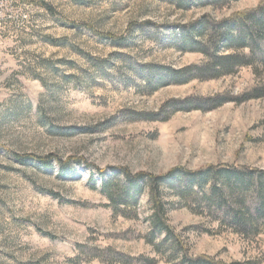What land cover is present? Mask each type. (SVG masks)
Masks as SVG:
<instances>
[{
    "label": "rangeland",
    "instance_id": "1",
    "mask_svg": "<svg viewBox=\"0 0 264 264\" xmlns=\"http://www.w3.org/2000/svg\"><path fill=\"white\" fill-rule=\"evenodd\" d=\"M263 1L0 0V264H107L100 258L108 252L155 257L149 197L138 217L116 214L96 168L106 175L121 167L155 175L211 164L264 169V97L210 111L179 104L242 95L264 85V72L246 67L182 83L170 76L203 60L181 51L184 25ZM28 154L82 163L62 172L57 162L15 157ZM164 199L192 255L264 264V234L248 241L217 233L216 222L171 192Z\"/></svg>",
    "mask_w": 264,
    "mask_h": 264
},
{
    "label": "trees",
    "instance_id": "2",
    "mask_svg": "<svg viewBox=\"0 0 264 264\" xmlns=\"http://www.w3.org/2000/svg\"><path fill=\"white\" fill-rule=\"evenodd\" d=\"M219 1L212 0L214 4ZM182 29L178 43L181 51L199 53L203 60L184 70L171 71L170 76L176 82L220 79L236 75L246 67L252 68L256 75L264 72V1L255 8L222 20L203 16ZM99 36L114 43L120 41L109 34ZM182 78L185 81H181ZM263 97L264 85H261L239 96L219 94L201 100L189 98L179 104L183 111H210L229 102L240 104ZM15 157L23 162L33 160L45 167L57 162L62 172L72 162L82 163L74 158L63 161L55 155ZM96 171L102 179L101 193L116 214L125 218L138 217L142 198L145 195L149 197L151 216L147 243L155 253V257H128L108 252L100 258L103 263L158 264L162 259L165 264H262L255 258L227 263L209 255H192L182 234L170 223L164 197L166 191L171 192L184 207L209 217L218 224L217 233L231 231L248 241H255L264 234V169L211 164L198 170L176 167L159 175L148 172L133 174L126 167L113 169L109 175L97 168Z\"/></svg>",
    "mask_w": 264,
    "mask_h": 264
}]
</instances>
